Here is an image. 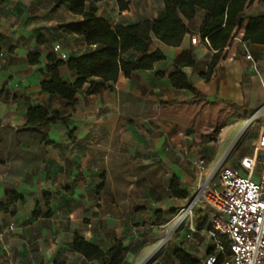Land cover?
<instances>
[{
	"label": "crops",
	"instance_id": "1",
	"mask_svg": "<svg viewBox=\"0 0 264 264\" xmlns=\"http://www.w3.org/2000/svg\"><path fill=\"white\" fill-rule=\"evenodd\" d=\"M127 1L126 9H120L115 0L95 2L96 14L114 25L156 19L163 13L164 0ZM261 11L264 5L260 0H252L245 6L238 30L241 35L248 18ZM203 14L202 10L197 12V23ZM81 19L67 5L55 7L54 0H0V34L5 38L0 46V203L5 201L7 193L16 192L21 197L9 212L0 210V264H95L72 250L75 233L103 249L120 240L125 247L124 264H135L148 238L154 237L157 227L187 198L172 196L170 182L176 178L187 196L194 183L189 171L194 162L190 167L184 160L185 151L172 148L168 132L156 133L160 130L152 119V112L198 101L223 102L240 111L255 110L264 103V45L244 42L253 61L246 59L243 51L238 58L229 52L231 36L221 51L230 55L219 60L205 80L201 73L206 71L215 51L197 32L191 33L200 37L196 44L190 43V34H185L177 46L152 39L149 50L158 49L165 58L154 63L151 69L133 71L129 77L119 72L115 81L90 77L80 88H74L76 74L67 68L66 60L79 56L96 60L111 51L108 41L97 39L94 42L98 47L91 48L88 45L91 40L83 33L63 27ZM56 44L60 48L54 52ZM186 49L193 50L197 64L182 70L205 99H194L188 90L173 88L169 83L168 78L174 71L173 60ZM29 53L38 54L36 64L28 63ZM62 53L65 58L61 57ZM48 75L61 84L53 92L41 84ZM255 77L259 80L258 87ZM66 81L72 84L75 100L79 98V90L81 93L91 84L97 86L85 98L87 102L80 100L81 108L88 105L87 109L91 110L94 106L133 110L139 115V120L133 121L116 117L110 124L114 129L120 122L118 133L123 144L120 153L125 155L128 164L119 171L117 181L104 184L99 192L94 190L99 185L94 186L95 181L86 176L89 170L95 169L90 167L91 151L79 144L90 140L94 126L100 129L106 124L100 119H90L80 126L76 118L70 117L63 125L60 115L49 122L61 131L47 135L40 127L44 120L34 118L35 111L50 106L60 113L63 108L70 109L72 103L61 93ZM111 99L115 100L110 102ZM163 101L173 103L165 105ZM68 114L73 112L64 115ZM164 124L161 130L165 129ZM156 157L163 160L159 165L164 168L165 177L152 171L157 166L158 161L153 160ZM198 159H203L206 165L204 157ZM236 165L237 161L232 164ZM150 170L155 175L147 176ZM45 195L50 196L51 215L33 217L31 213L36 205L41 206L43 213L46 211ZM196 222L197 219L191 223L186 236L196 243L207 237L209 243L203 247L201 261L212 249V240L209 223L207 228L204 225L198 229ZM10 224L14 225L13 229H9ZM176 248L196 255L193 244L176 245Z\"/></svg>",
	"mask_w": 264,
	"mask_h": 264
},
{
	"label": "trees",
	"instance_id": "2",
	"mask_svg": "<svg viewBox=\"0 0 264 264\" xmlns=\"http://www.w3.org/2000/svg\"><path fill=\"white\" fill-rule=\"evenodd\" d=\"M98 1L100 0H54L55 7L67 5L71 13L80 15L82 18L80 21L63 25L64 28L72 32L83 33L88 40L98 38L100 42L106 40L111 44V51L96 60H90L85 56L69 57L66 60L67 68L76 74L74 88H80L90 77H98L102 81H115L119 72L129 77L133 71L151 69L154 63L165 58L160 50H149L152 39H157L166 45L177 46L185 34L192 32H197L201 39L206 40L209 47L215 51L206 71L201 73V77L208 80L223 47L241 27L242 11L252 0H164L163 13L160 17L143 18L132 23L114 25H110L97 16L95 2ZM115 1L120 9L127 8V0ZM260 2L264 5V0ZM199 10H202L204 14L197 23L195 16ZM241 39L249 44L264 45V11L248 18ZM4 43L5 38L0 34V46ZM93 43L98 47V43L89 42V44ZM27 61L29 64H36L38 54L29 53ZM196 64L193 50H183L173 60L174 71L168 80L173 88L191 92L194 99H205V96L194 87L182 70L187 66L195 67ZM161 103L169 105L173 101ZM56 118L58 117L50 120L53 121ZM168 188L172 196L187 197V191L181 189L176 178L170 182ZM18 200H21V197L16 192L7 193L5 201L0 203V210L9 212L11 205ZM49 204L50 196L45 195L46 211L43 213L41 206L36 205L31 213L32 216H50L52 212ZM205 222V218L197 219V228H203ZM220 238L224 240L222 236ZM71 248L95 264L125 263V247L118 239L108 248L103 249L75 233L72 237ZM172 256L178 264L201 263L199 257L182 248H174Z\"/></svg>",
	"mask_w": 264,
	"mask_h": 264
},
{
	"label": "rangeland",
	"instance_id": "3",
	"mask_svg": "<svg viewBox=\"0 0 264 264\" xmlns=\"http://www.w3.org/2000/svg\"><path fill=\"white\" fill-rule=\"evenodd\" d=\"M97 39L98 38H92L91 42L97 41ZM241 51L242 48L239 42L231 39L229 52H234L236 57L239 58L242 55ZM228 55L227 53H221L217 62L223 60ZM54 61L56 62L57 60L54 58ZM41 84L49 88L51 92L54 91V88L61 86L57 78L51 75L44 77ZM258 84V77H255V85L257 87ZM62 86V95L72 103L70 109L63 108L61 109L62 113H60L50 106L43 111H35L34 118L42 121L44 120V123H41L40 127L44 128L45 134L47 135L61 131L56 130L55 127L50 124L52 122H49L51 118L59 117L60 115L62 119H64L63 125L70 117L76 118L80 126L85 125V121L90 119H100L106 124L100 129L94 126L92 129L93 132H91L89 137L90 140L79 144L82 148H87L91 151L89 156L91 165H89L91 168L93 167L95 169L89 170L90 172L88 171L86 176L95 181L94 186L99 185L98 188H94L96 192H99L104 184L112 180L117 181L120 178L119 171L124 169L128 164L125 155L120 153L123 145L120 142L118 133V128L121 127L120 122H117L114 129H112L110 124L116 117L122 119L127 118L133 121L134 119L139 120V115L133 110L117 111L111 108L103 109L99 106H94L91 110L87 109L88 105H86L85 108H81L80 100L84 103L87 102L85 98H87L91 91L97 89V86L91 84L90 87L87 88V91L82 89L81 93L79 90L77 93L80 95L76 100L72 99L74 96L73 87H71L72 84L66 81ZM83 95L84 99H81ZM52 96L53 93H51V97ZM113 100L115 99H111L110 102ZM68 112H73V114L64 115ZM253 112L254 110L251 109L240 111L223 102L212 101L188 102L170 107H161V109L152 112V119L160 130H156V133L161 134L163 131L168 132V139L170 140L172 148L178 150L183 149V151H185V153H183L184 160H186L190 167H192V162H195L199 157H204L206 165L202 170V174L199 175L193 163V168H190L189 171L190 177H192L194 183L189 189L190 191L187 198L183 201L182 205L173 209L174 212L171 213L169 219L165 221L162 226L157 227V232L154 237L148 238L146 246L140 253L135 264H175L172 250L176 248V245L185 247V245L193 244L195 254L201 258L204 245H208L209 243L207 237L205 236L196 243L190 240L186 234L191 223H194L196 219H199V217H206L207 219L208 209L207 205H205V199L203 196H200L203 202H195L188 211L182 210V208L188 206L192 196L197 192L198 188L203 185L208 175L216 182L217 171H215L214 168L217 164L223 163L232 165L238 161L240 155L248 154L253 151L257 128L261 120V117L258 116L245 124V121L251 117ZM164 122L165 129L161 130V125ZM22 132H25V130ZM17 133H19V131ZM47 149L49 148L47 147ZM153 160L158 162L155 163L157 166L153 168L152 171L156 170V172L158 171L161 173L160 176L165 177V170L159 165L163 160H158L157 157ZM152 171L147 173V176L150 177L153 176V174L155 175ZM257 172L258 168H256L255 175H257ZM145 222L148 223L149 220ZM205 227H208L207 220Z\"/></svg>",
	"mask_w": 264,
	"mask_h": 264
},
{
	"label": "built area",
	"instance_id": "4",
	"mask_svg": "<svg viewBox=\"0 0 264 264\" xmlns=\"http://www.w3.org/2000/svg\"><path fill=\"white\" fill-rule=\"evenodd\" d=\"M241 33L232 36L243 46L246 59L253 61L241 39ZM190 43L200 41L197 34L189 35ZM206 41V40H205ZM96 48V44H89ZM60 46H53L57 52ZM65 58V54H61ZM260 116L253 151L240 155L237 165L219 163L216 182L208 175L206 181L186 208L189 210L195 202L207 205L209 235L212 251L201 259L200 264H264V103L259 105L247 121ZM198 174L205 167L203 159L194 162ZM258 168L257 175H255ZM14 225L10 224L9 229ZM222 236L224 240L220 238Z\"/></svg>",
	"mask_w": 264,
	"mask_h": 264
},
{
	"label": "bare ground",
	"instance_id": "5",
	"mask_svg": "<svg viewBox=\"0 0 264 264\" xmlns=\"http://www.w3.org/2000/svg\"><path fill=\"white\" fill-rule=\"evenodd\" d=\"M246 123H248V121H247V120L245 121V124H246ZM188 210H189V208L187 209V211H188ZM181 217H184V216H181ZM179 219H180V218H179Z\"/></svg>",
	"mask_w": 264,
	"mask_h": 264
}]
</instances>
